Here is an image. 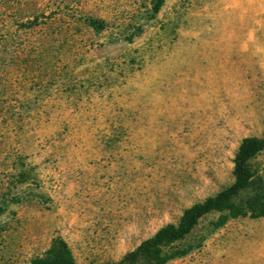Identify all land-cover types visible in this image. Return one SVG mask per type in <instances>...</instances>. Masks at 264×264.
I'll return each instance as SVG.
<instances>
[{
  "label": "rangeland",
  "instance_id": "obj_1",
  "mask_svg": "<svg viewBox=\"0 0 264 264\" xmlns=\"http://www.w3.org/2000/svg\"><path fill=\"white\" fill-rule=\"evenodd\" d=\"M155 1L0 0V264H124L264 138V0ZM218 217L167 264H264V216Z\"/></svg>",
  "mask_w": 264,
  "mask_h": 264
},
{
  "label": "trees",
  "instance_id": "obj_2",
  "mask_svg": "<svg viewBox=\"0 0 264 264\" xmlns=\"http://www.w3.org/2000/svg\"><path fill=\"white\" fill-rule=\"evenodd\" d=\"M163 3L164 0H156L153 12L157 13ZM262 151L264 138L242 139L232 162L234 182L216 195L185 209L176 224L159 228L153 236L127 253L122 263L167 264L185 256L191 251V247H183L180 244L185 241L200 219L212 213L219 215L213 229L224 226L229 220L263 217L264 167L261 169L251 161ZM30 264H76V262L66 242L60 237H55L45 253L32 259Z\"/></svg>",
  "mask_w": 264,
  "mask_h": 264
}]
</instances>
